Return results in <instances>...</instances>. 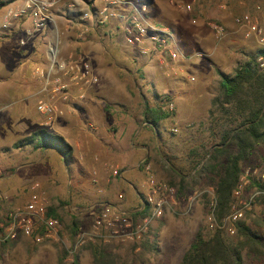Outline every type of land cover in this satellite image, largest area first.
Here are the masks:
<instances>
[{"label":"rangeland","instance_id":"rangeland-1","mask_svg":"<svg viewBox=\"0 0 264 264\" xmlns=\"http://www.w3.org/2000/svg\"><path fill=\"white\" fill-rule=\"evenodd\" d=\"M130 1L143 4L147 10L148 21L157 26L167 27L172 33L176 49L184 57L190 58V60H184V66L181 64L183 59L178 62L183 70L185 65L188 66L190 62L194 61L199 66L211 67L216 81L219 79L220 74L231 75L236 66L244 61L248 54L258 50L253 41L242 39L239 30L233 24V18L241 14H248L264 32V0H196L190 14H186L178 8L186 0ZM73 7L77 11V7L75 5ZM70 8L72 7L70 6ZM256 8L258 9L256 10ZM64 13L66 14V12ZM208 21H215L223 27L225 36L221 40L217 41L213 37L212 32L205 25ZM96 28L98 30L94 29L93 31L97 37H100L99 35L102 37L106 29L102 26L101 29ZM115 33L118 34L119 40L112 47L110 44L104 43L105 48H103V43L100 44L101 55L97 60L98 69L108 70L110 72L108 77L112 76L111 71H115L116 76L120 79L119 82L124 84L126 97L135 102L140 100L142 105L138 106L139 103L130 102L126 103L124 108L107 104L106 110L109 114H113L118 109V112L124 113L125 116H133L137 112V115L141 117L139 123L144 122L146 108L159 109L167 114V117L163 119L162 127L159 124L154 130L146 124L140 127L150 134L155 130L158 133H164V139L159 135L156 138L159 146V158L152 162L151 166L154 172L147 174L143 170L146 165L147 171L150 167V164H146V160H143L139 165L140 170H143L140 179L141 182H144V186L151 177L156 182L162 183L174 191L172 195L162 194L161 197L165 202L162 215L152 222L147 234L144 236V241L142 240L138 245L88 244L74 248L75 232L78 228H86L91 220L90 213L86 208L92 203L102 201L99 192L100 186L93 181L92 174H87L86 178H81L78 169L71 171L65 163L54 159V164L51 160H47L48 164L45 166L35 163L25 170L18 168L12 171H0V176H10L0 183V218L12 209L24 205L32 192H42L46 196L48 208L51 206L54 209V215L58 218L61 239L58 246H60V252H63L64 247L69 250V253H67L70 258L68 264H71L73 258H76L77 264H93L90 246L106 247L108 251L116 255L117 264H139V262L143 264H177L198 230H201L204 235L213 232L206 223V212L210 201L213 199V188L204 175L198 177L193 175V172L201 165L206 156L194 170H192V166L198 161L199 156L209 149V144L217 141L216 128L209 122V110L206 114L199 115V119L189 126L176 123L173 118L174 107L172 110L168 108V104H172V97L170 93L162 91L166 85L170 87L172 83L176 82H179L180 90H188L189 86L195 87L196 84H199L195 83L198 73L195 75L194 72L184 70L194 78L193 82L186 81L184 76H166L165 68L157 63V60L163 57L162 54L153 53L150 56L143 57L137 53L134 47L123 43L118 30L115 29ZM98 40L101 41V39ZM145 65L148 66L147 68L150 69L152 74L142 71ZM33 76L36 77V75ZM215 79L212 80L214 86ZM104 83L107 84L108 82L104 80ZM24 93H26L25 90L19 89L14 91L13 94L20 96ZM105 95H108V93H105ZM219 95L220 92L217 91L213 98ZM142 99L144 103L141 101ZM40 101L41 97L39 98L38 95L37 100L33 101L30 111L38 117L42 126L29 127V125H26L22 133L28 132L30 129L32 131L28 135L39 129L52 133L50 124L56 123L69 115L67 112L68 103L59 105L61 115L51 123L45 124L46 118L36 110V104ZM7 110L0 111V114L7 113L16 124H20L28 113L27 107L24 106L7 108ZM211 134H214V137ZM18 135H21V133L14 132L13 139L15 140ZM17 141L19 140H15L14 143ZM31 154L33 159V157H36L37 152ZM247 168L253 169L254 174H251L249 180H253L255 183V176L264 170V150L261 154L253 155L249 162L240 165L239 179L245 177ZM153 174L155 175L153 176ZM33 185L37 187L32 189ZM251 192H253L251 189L244 186L238 196L239 198L233 197L232 194L229 212L232 207L235 208L239 202H243L245 197L250 196ZM137 206L136 203L132 207L133 209L131 208L129 211H135ZM242 215L241 219L244 218V221L252 229L264 233V222L262 220L264 218V208L260 203L251 204L247 210L243 211ZM137 219H139L138 216H132L131 218L133 222ZM223 235L227 239L236 241L234 234L228 235L224 230ZM143 245L148 247L150 251H143ZM81 250H83L82 253ZM241 256L243 264H256L252 259L246 257L245 251L241 252Z\"/></svg>","mask_w":264,"mask_h":264},{"label":"crops","instance_id":"crops-1","mask_svg":"<svg viewBox=\"0 0 264 264\" xmlns=\"http://www.w3.org/2000/svg\"><path fill=\"white\" fill-rule=\"evenodd\" d=\"M55 2L46 27L31 37L24 36V29L29 25L27 18L13 22L8 29L0 27V111H8L7 108L17 106L28 109L27 115L20 124H16L7 113L0 114V171H12L18 168L25 170L35 163L45 166L48 164L47 160H51L54 164V159L64 163L61 155L52 148L34 151L26 146L15 149L13 143L32 131L30 129L22 133L26 125L42 126L38 117L30 111L38 95L41 100L43 99L40 94L39 80L33 76L34 69L46 67L49 50L57 52L58 57L61 58H65L68 54L74 57L80 56L90 64L97 84L80 90L77 87H71L68 83L70 99L67 102V112L69 115L50 124L52 133L61 137L70 149V158L65 163L68 169L71 171L78 169L81 178L92 174L91 178L100 186L102 201L92 203L86 208L87 211L102 205H112L127 213H134L142 208V201L148 193L144 182H141V172L143 170L147 174L154 172L152 162L159 158L156 138L159 135L164 139V133H158L155 130L150 134L142 130L140 127L145 123H139L141 117L137 115V112L133 116H125L124 113L118 112V109L113 114H109L106 110L107 104L125 108L126 103L137 102L126 97L124 84L119 82L120 79L115 71H111L112 76L108 77L110 73L108 70L98 69L97 60L101 55L100 44L103 43V48H105L104 43L112 47L119 40L118 34L115 33V29L118 30L115 27L116 22L111 20L102 26L106 29L104 35L101 37L97 33L101 38L97 37L93 31L98 30L96 27L101 29V26L91 22L87 24L85 37L82 40H76L74 33L80 27L77 21L79 10L83 9L89 0H55ZM70 3L77 7V11L74 7L70 8ZM2 9L1 6L0 11ZM0 13L1 20L2 11ZM184 60H190V58L185 57L182 60L183 66ZM147 67L145 65L142 71L152 74ZM184 70L194 72L195 75L198 73L195 83L199 84L195 87L189 86L188 90H180L179 82H176L170 87L166 85L162 91L170 93L172 97L174 121L180 125L189 126L199 119V115L206 114L210 108V100L217 91L220 92V89L219 79L217 82L211 67L199 66L192 61L188 66L185 65ZM213 79L216 81L215 86ZM104 80L108 83L105 84ZM19 89L25 90L26 93L20 96L13 94ZM141 101L144 103L143 99ZM137 103H139L138 106L142 105L140 100ZM162 123L163 120L158 122L161 127ZM14 132L21 133L15 140ZM33 152L37 154L32 159ZM143 160H146V164H150L148 171L147 165L143 170L139 168ZM7 177L10 176H0V183L7 180ZM32 187L34 189L37 186ZM136 203L137 209L133 212L129 211ZM50 209L54 211L51 206ZM58 245L59 243L52 242L35 243L21 236L16 241L0 242V264H68L69 250L64 247L63 252H60ZM80 252L82 253L83 250Z\"/></svg>","mask_w":264,"mask_h":264},{"label":"built area","instance_id":"built-area-1","mask_svg":"<svg viewBox=\"0 0 264 264\" xmlns=\"http://www.w3.org/2000/svg\"><path fill=\"white\" fill-rule=\"evenodd\" d=\"M195 3L196 0H186L178 8L190 14ZM55 4V0H9L2 6L0 27L8 29L13 22L27 18L29 25L24 29V36L31 37L46 27ZM69 6L74 5L70 3ZM111 20L116 22L123 43L134 47L139 55L143 57L153 53L163 55L157 63L165 68L166 76H184L186 81H194V78L184 72L178 63L185 57L176 49L172 33L167 27L150 23L143 4L130 0H89L84 8L79 10L77 21L80 27L74 33L75 39L82 40L85 37L87 24L92 22L96 26H103ZM233 24L243 40L253 41L258 49L264 50V32L252 17L241 14L233 18ZM205 25L217 41L225 36L223 27L215 21H208ZM256 62L259 68H264V56L258 57ZM33 73L39 80L40 93L43 96V99L36 104V110L46 118L45 124L59 117L61 110L58 106L69 101L68 83L71 87L80 90L97 84L90 64L84 58L72 57L69 54L66 58H61L53 50H49L46 67H36ZM168 108L172 110V104H168ZM252 173L253 169H246L245 177L239 179L236 184L233 197L241 194L244 186L249 183ZM113 174H116V170ZM255 179L260 190L254 191L247 201L236 203L235 208L232 207L229 214L221 220L220 225L214 220V198L210 201L206 212L209 229H223L228 235L234 234V223L241 218L243 211L250 207L255 196L264 195V170L255 176ZM146 187L148 193L141 206L148 208L147 215L133 222L131 213L112 205H102L90 210V223L86 228L77 229L73 247L88 244H140L152 222L162 215L165 202L159 196L174 193L172 188L156 182L151 177L147 180ZM59 228L58 218L48 214L46 196L42 192L34 191L24 205L12 209L0 218V242L16 241L21 236L35 243H61Z\"/></svg>","mask_w":264,"mask_h":264},{"label":"trees","instance_id":"trees-1","mask_svg":"<svg viewBox=\"0 0 264 264\" xmlns=\"http://www.w3.org/2000/svg\"><path fill=\"white\" fill-rule=\"evenodd\" d=\"M8 1L1 0L0 7ZM260 56H264L262 49L248 54L231 75H219L220 95L212 98L208 111L209 122L216 128L217 141L209 144V149L192 166L194 170L206 156L193 175H204L213 188L214 220L217 225L229 214L240 165L264 150V68H259L256 62ZM144 117V123L156 129L158 122L165 119L167 114L159 109L146 108ZM211 135L214 137V134ZM26 146L33 150L52 148L61 155L64 163L70 158V149L63 139L44 129L36 130L13 143L15 149ZM246 188L253 192L260 190V186L253 180L249 181ZM248 197L243 200L247 201ZM253 203H260L264 208V195L255 196ZM147 213L148 208L142 207L130 216L142 218ZM48 214L56 217L50 208ZM262 220L264 222V218ZM234 227L235 242L223 235V229H215L209 235L198 230L177 264H243L242 251L254 263L264 264V233L252 229L244 218L238 219ZM89 249L93 264H117L116 255L106 247L90 246ZM142 250L150 251L144 245ZM71 264H77L76 258L71 260Z\"/></svg>","mask_w":264,"mask_h":264}]
</instances>
